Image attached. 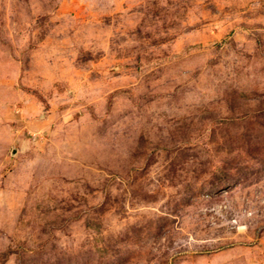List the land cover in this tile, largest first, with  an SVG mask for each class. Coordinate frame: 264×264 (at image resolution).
<instances>
[{
	"label": "rangeland",
	"instance_id": "1",
	"mask_svg": "<svg viewBox=\"0 0 264 264\" xmlns=\"http://www.w3.org/2000/svg\"><path fill=\"white\" fill-rule=\"evenodd\" d=\"M0 264H264V0H0Z\"/></svg>",
	"mask_w": 264,
	"mask_h": 264
}]
</instances>
